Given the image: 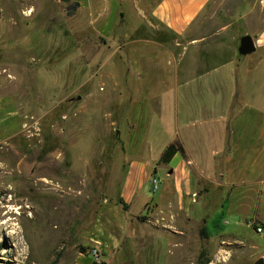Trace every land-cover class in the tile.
<instances>
[{
	"label": "rangeland",
	"instance_id": "obj_1",
	"mask_svg": "<svg viewBox=\"0 0 264 264\" xmlns=\"http://www.w3.org/2000/svg\"><path fill=\"white\" fill-rule=\"evenodd\" d=\"M156 1L0 0V264H251L221 242L233 219L215 183L186 203L189 229L166 231L178 218L157 161L181 138L199 153L208 133L189 121L231 107L264 123V0H210L181 35L152 19ZM125 181L127 211L101 220Z\"/></svg>",
	"mask_w": 264,
	"mask_h": 264
},
{
	"label": "crops",
	"instance_id": "obj_2",
	"mask_svg": "<svg viewBox=\"0 0 264 264\" xmlns=\"http://www.w3.org/2000/svg\"><path fill=\"white\" fill-rule=\"evenodd\" d=\"M209 1L157 0L152 5L150 14L152 19L162 24L168 33L181 35L197 19ZM259 41L264 44V28L259 35ZM230 109L231 107H229L228 114L211 115L200 121L184 123V128L207 131L208 138L200 141L198 154L188 147L183 138L178 139L177 141L184 149V156L177 152L169 163L163 164L164 169L166 168L165 175L172 182V205L176 211L177 217L175 218H178L177 222H172L170 225L165 223V229L167 232L172 230L171 232L178 234L183 233V229H189L190 218L185 216L190 213L187 204L198 202L215 183L225 195L221 198L223 203L220 205V213L222 215L226 213L233 219V222H230L232 226L229 225L227 230L221 229L219 235L222 239L221 242L234 245L238 256L245 255L248 260L252 259L251 264H253L260 257L264 260V123L252 127L237 119L243 115L242 108L237 116H233ZM244 116L251 117L253 115L246 114ZM249 126L251 127L250 134H248ZM204 156L214 161L212 173H206L203 165ZM157 167H154V172ZM128 189V182L125 181L120 186L119 196L127 199L130 193ZM194 194H196V198H194ZM147 202L148 200L144 205ZM153 204L157 212V204L155 202ZM116 210H123L120 204H104L100 211V219L105 220L110 212L115 213ZM179 213H183L182 217ZM110 220L116 228V237L114 236L112 242H117L118 236L124 237L125 235L122 231L124 226H116L112 217ZM178 221H185L186 227H182ZM243 223L255 230L257 238L248 239L240 235L237 229ZM257 226L261 228L259 232L256 231ZM203 229H205L208 239H211L212 234L208 230L206 221H204ZM135 232L136 228L132 233L135 235ZM170 239L179 242L176 238L170 237ZM240 246L242 248H237ZM225 252L230 253L231 249H225Z\"/></svg>",
	"mask_w": 264,
	"mask_h": 264
},
{
	"label": "trees",
	"instance_id": "obj_3",
	"mask_svg": "<svg viewBox=\"0 0 264 264\" xmlns=\"http://www.w3.org/2000/svg\"><path fill=\"white\" fill-rule=\"evenodd\" d=\"M64 1H67V0H64ZM77 5V3L75 4V6ZM75 7H70L69 9H68V13H72V11H73V9H74ZM177 152H179L182 156H184V149H183V147H182V145L179 143V142H172V143H169L164 149H163V151L161 152V154H160V157H159V159H158V163H163V164H167V163H169L170 162V160L172 159V157L177 153ZM116 203L117 204H120L121 205V207H122V209L124 210V211H127V209H128V205L122 200V198L121 197H119L118 199H117V201H116ZM206 231H205V229H202V231H201V235L202 236H206ZM203 254V251L202 252H200V254L199 255H202ZM206 262H208V260L206 261ZM205 262V263H206ZM101 264H104V263H101Z\"/></svg>",
	"mask_w": 264,
	"mask_h": 264
},
{
	"label": "water",
	"instance_id": "obj_4",
	"mask_svg": "<svg viewBox=\"0 0 264 264\" xmlns=\"http://www.w3.org/2000/svg\"><path fill=\"white\" fill-rule=\"evenodd\" d=\"M255 50V42L252 36L244 35L240 38L238 52L242 55L252 53ZM253 264H264L263 258H258Z\"/></svg>",
	"mask_w": 264,
	"mask_h": 264
},
{
	"label": "built area",
	"instance_id": "obj_5",
	"mask_svg": "<svg viewBox=\"0 0 264 264\" xmlns=\"http://www.w3.org/2000/svg\"><path fill=\"white\" fill-rule=\"evenodd\" d=\"M151 183H152V186H153V189H157L158 188V185H159V179L157 177H152L151 178ZM261 230L260 227H256V231L259 232Z\"/></svg>",
	"mask_w": 264,
	"mask_h": 264
},
{
	"label": "bare ground",
	"instance_id": "obj_6",
	"mask_svg": "<svg viewBox=\"0 0 264 264\" xmlns=\"http://www.w3.org/2000/svg\"><path fill=\"white\" fill-rule=\"evenodd\" d=\"M59 156V155H58ZM60 161V160H59ZM49 167V166H48ZM54 169V168H53ZM74 169V168H73ZM75 170V169H74ZM40 180V179H39ZM39 183H41L42 185H46L45 182L43 181H38ZM16 209V208H15Z\"/></svg>",
	"mask_w": 264,
	"mask_h": 264
}]
</instances>
